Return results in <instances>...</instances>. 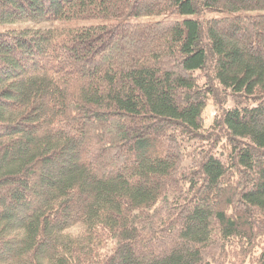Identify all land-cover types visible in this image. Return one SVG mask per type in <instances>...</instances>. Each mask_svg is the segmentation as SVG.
<instances>
[{
  "label": "trees",
  "instance_id": "obj_1",
  "mask_svg": "<svg viewBox=\"0 0 264 264\" xmlns=\"http://www.w3.org/2000/svg\"><path fill=\"white\" fill-rule=\"evenodd\" d=\"M0 264H264V0H0Z\"/></svg>",
  "mask_w": 264,
  "mask_h": 264
},
{
  "label": "rangeland",
  "instance_id": "obj_2",
  "mask_svg": "<svg viewBox=\"0 0 264 264\" xmlns=\"http://www.w3.org/2000/svg\"><path fill=\"white\" fill-rule=\"evenodd\" d=\"M213 112H214V110H213L212 107H209V109H207L206 115H207V117L209 119L211 118V116H213ZM82 231H83V229H82L81 226H75V227H72V228L68 229L66 231V234H69V235H72V236H77V235L81 234Z\"/></svg>",
  "mask_w": 264,
  "mask_h": 264
}]
</instances>
